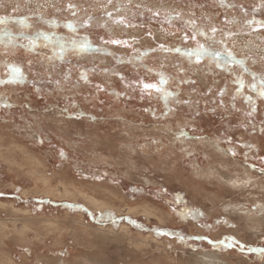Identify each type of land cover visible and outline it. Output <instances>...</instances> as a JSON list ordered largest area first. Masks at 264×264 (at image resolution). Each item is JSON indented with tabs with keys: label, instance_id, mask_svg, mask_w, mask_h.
I'll return each instance as SVG.
<instances>
[{
	"label": "rangeland",
	"instance_id": "374dc122",
	"mask_svg": "<svg viewBox=\"0 0 264 264\" xmlns=\"http://www.w3.org/2000/svg\"><path fill=\"white\" fill-rule=\"evenodd\" d=\"M122 2L131 5L130 12H114L113 20L125 16L132 24L142 26L126 28L123 24L107 20L103 13L106 9L112 11V6L106 2L97 6L92 4V0H0V15L31 16V23L45 30H48V25L38 23L36 14L42 13L48 19L59 21H80L88 15H93L95 20L88 29V34L97 43L100 42L98 38L101 35L105 38L110 36L121 39L136 37V47L143 48H155L159 44L173 48L180 46L183 42L182 33L187 30L185 25L194 20L209 34L212 27L222 29L225 35L221 37L218 31L215 34L216 39L223 38L238 56L248 57L247 66L251 70L264 71V29L254 30L255 26H244V22L252 18L254 8L258 9L256 18L264 19V8L261 7L264 0H227L228 4L242 5L247 12L240 7L220 6L217 0ZM69 3H86L94 10L81 12L73 17L67 7ZM191 4H202L204 7H191ZM17 5L21 6V10L14 12L13 9ZM57 8H60V11H57ZM145 8L152 11L144 12ZM153 12H158L159 16L153 17ZM132 13H135V16ZM169 14L177 16L171 24L166 20ZM233 16L237 17L240 23L224 22L225 17ZM102 25L106 27H101ZM9 27L18 30L19 25L10 23ZM57 31L64 35L69 34L63 26ZM149 31L152 36L147 35ZM83 34L85 33L82 32L81 35ZM198 39L201 43L205 42L203 37ZM188 46H193V43L190 41ZM109 47L116 55L128 51L117 46ZM28 58L26 53L20 51L11 59L24 64L27 72L25 62ZM77 62L89 70L95 67L96 71L89 74V82L81 80L82 69H73L71 76L65 79L68 68L65 64L52 69L53 80L59 79L62 83L45 84L42 91H37L38 86L31 82L0 86V139L2 135V139L10 137L4 142L0 140L3 153L0 154V193L3 194L0 195V202L15 203L20 208L31 210L33 216L42 220V223L38 222L39 225L37 220L30 222L35 230L30 231V240L35 242L36 246L30 245L20 234L19 219L23 213L10 212L6 206L0 205L1 250L5 253L6 248L11 254L14 251L13 256L17 261H21L22 255H28L29 264H42L40 257L56 254L57 259L65 258L73 247L78 246V258L86 259L95 251L97 254L93 257L103 264H122L123 258L134 256L132 251L135 249L142 251L136 246L137 240L134 244L126 238V233L120 232L121 226L126 224L135 232L153 234L159 240L166 241L151 242L144 247L143 252L147 256L156 257L154 263L158 261L159 264H196V255L211 252L228 260L229 264H241V260L246 261L245 264H264L258 254L241 251L238 246L214 247L207 239H192L205 235L213 240L235 236L241 243L264 247V225L259 228H245L247 224H254L252 221L246 223L247 211L260 215L262 218L255 214L251 217L264 224V173L259 171L264 167V160H261V157H264V101L258 103V114L249 118L245 115L249 105L243 97H237L233 106L231 97L236 91V84L232 75L224 70L208 68L205 64L189 65L184 62L187 76L194 80L195 84H183L180 88V99L199 101V106H173L172 112L161 117L163 101H149L147 97L142 100L139 92L128 88L119 76L102 72L101 69L118 68L128 81L138 74L147 75L151 81L154 73L142 69L138 72L127 62L117 65L114 58L106 54L83 56L78 61H73ZM147 63L175 73L176 66L181 63V57L176 53L157 50L155 53H149ZM235 70L239 71L238 66ZM6 71L0 67V72ZM245 79L247 83L252 82L250 74L246 75ZM225 84L228 91V95L224 97L226 107L217 108L212 101L219 99L217 93ZM97 85L104 90L98 91ZM209 89L212 90L210 93ZM245 92L248 93V90L245 89ZM5 102L11 107L4 106ZM149 107H155L157 113L154 115L145 111ZM213 108H216L215 114L210 111ZM250 119L254 121V132L251 127L246 126ZM182 129L187 133L184 137L178 135ZM96 136L100 143L96 144L92 140V137ZM229 137L232 138L231 143H227ZM11 138L19 139V143L26 148L24 155L20 151L11 155L6 151ZM245 141L251 142L255 147L251 150L241 148L240 144ZM228 149H234L237 155H231ZM61 150L64 152L63 156L60 154ZM245 153L249 159H245ZM33 156L38 158L40 163L33 160ZM252 165L256 167L253 168ZM37 169L53 179L68 171L71 180L89 189L102 191L108 186L116 197L117 209L116 206L107 207L105 210L94 209L82 198L62 199L42 192H33L26 197L24 191L34 189L38 178V175H35ZM128 171L132 172V175ZM220 172L244 178L246 185L233 187L220 177ZM59 189L63 191L62 188ZM122 196L130 205L148 203L164 207L165 221L160 222L157 217L148 219L144 214L127 212L125 206L120 205ZM230 200L235 203L232 204ZM225 202L233 207L226 208ZM188 210L197 211L199 215L185 216L184 213ZM102 212L105 213L103 218L99 215ZM108 212L114 213L115 216L109 217ZM66 213L77 220L79 213L84 214L85 219L82 222L74 219L72 222H76V229L93 231L94 236L89 238L91 244L90 241H75L71 236L65 238L60 245L54 244L58 237L57 229L67 225H63L65 222L54 224L45 220L56 215L61 216L59 219L65 218ZM93 213L95 215H92ZM224 220L228 223L223 224ZM14 222L19 229L15 233L10 232ZM205 224L214 226L209 230L204 227ZM99 225L110 227L118 234L107 233L108 238L105 239L106 237L101 235L103 232L96 229ZM161 229L164 232H175L176 235L161 234L158 231ZM181 236L184 237L183 240L180 239ZM9 243L10 247L5 246ZM63 246L65 248H62ZM59 264L67 263L60 261Z\"/></svg>",
	"mask_w": 264,
	"mask_h": 264
},
{
	"label": "snow or ice",
	"instance_id": "6c2138e0",
	"mask_svg": "<svg viewBox=\"0 0 264 264\" xmlns=\"http://www.w3.org/2000/svg\"><path fill=\"white\" fill-rule=\"evenodd\" d=\"M112 6V11L105 10L103 15L107 20H113V13H129L131 5H125L122 0H92V4L100 5L105 3ZM220 6L226 7H240L243 11L247 12L242 5L228 4L227 0H217ZM191 7H204V5L191 4ZM55 7V6H54ZM68 10L71 12L73 17L77 16L81 12H89L94 10L89 4H76L69 3L67 5ZM139 7V5H137ZM264 8V3L261 4ZM21 6L17 5L13 11H20ZM60 11V8L56 9ZM144 12H151V9L145 8ZM253 16L244 22L245 27H254V30L264 29V19H257L255 13L258 9H253ZM135 16V13H132ZM143 15V13H142ZM153 17H158V12L152 13ZM176 15L169 14L166 20L169 24L176 19ZM202 19H209L208 17H201ZM33 17H13L10 15H0V67L6 69V72H0V86L5 85H20L25 82H31L37 85V91H42L45 84L59 85L62 83L61 80H53L52 69L62 65H68L65 72V79L71 76L73 69H82L80 72V78L84 82H89L90 72L94 73L96 71L95 67L91 70L84 68L78 62L73 63L74 60H79L83 56L95 57L99 54H106L114 58L117 65L127 62L134 69L144 70L145 72L154 73L153 80L149 81L147 75L138 74L135 78L128 81L127 78L119 71L118 68L114 69H104L101 71L108 73L111 72L113 75L119 76L121 81L126 83L128 88L133 91H138L140 98L143 100L145 97L149 101L156 99L163 101V108L160 110V116H166L168 113L174 110L175 106L178 108L184 104H195L199 106V101L194 100H182L180 99V88L185 83L195 84L194 80H191L187 76V70L184 68V62L189 65H200L205 64L208 68H216L217 70H224L233 77V81L236 84V91L232 95L231 99L233 106L237 97H243V99L248 103L249 109L245 115L249 118L254 117L258 114V103L264 101V71L256 72L251 70L248 64V57H240L235 51L228 46L223 38L216 39L215 34L219 31L220 36L223 37L225 34L222 29H217L212 27L209 34L208 31L200 28L195 21H189L186 25L185 30L182 33V44L175 48L167 47L164 44H159L155 48H143L136 47L138 43L136 37H131L128 39L105 38L101 35L99 43L93 40L92 36L88 34V29L91 28L95 16L88 15L86 18L77 21L75 19L59 21L56 19H48L42 13L36 14L35 19L38 23L48 25V30L42 27H38L31 23ZM224 22L227 23H240L239 19L235 16L231 18L225 17ZM10 23H17L19 25L18 30H13L9 27ZM113 23L123 24L126 28H134L142 25L132 24L125 16H120L119 19L113 20ZM61 26L68 30V35L61 34L57 31ZM101 27H106L102 25ZM179 31V29L177 30ZM85 33L81 35V33ZM147 35L152 36L151 31ZM175 35V33H173ZM198 37H203L205 39L204 43L198 39ZM193 43V46L189 47V42ZM109 46H117L118 48L127 49L128 51L121 55H116L114 51L110 49ZM157 50L161 52L176 53L181 57V63L175 68V73L165 71L162 68H156L154 65H149L147 63V56L149 53H155ZM20 51H23L28 55L26 60V65L28 71H25L24 64H20L12 60L14 55H18ZM207 60V63H205ZM238 66L239 71H236ZM251 75L252 82H246V75ZM175 85V88H173ZM97 90H104L100 85H97ZM248 90V93L245 92ZM195 91V89H193ZM209 93L212 91L208 90ZM228 95L227 85L220 88L217 96L218 100L214 99L213 104L218 107H226L224 103V97ZM6 107H11L10 104L5 102ZM239 111V109H236ZM145 111H150L154 115L157 113L155 107L146 108ZM212 114H215L216 108L210 110ZM247 127H251L254 132V121L251 119L247 122ZM179 136L184 137L187 135L185 130H181L178 133ZM232 138L229 137L227 143H231ZM241 148L253 149L255 145L251 142H243L240 144ZM231 155L236 156L237 153L234 149H228ZM64 155L63 150L60 153ZM245 159H249L245 153ZM264 160V157H261ZM255 168V165H252ZM259 171L264 173V167L260 168ZM0 195H3L0 193ZM43 203V201H40ZM74 207L73 205H69ZM92 215H95L94 213ZM101 218L105 216V213L99 214ZM109 217H114L115 214L108 212ZM185 216L195 217L199 215L197 211L188 210L184 213ZM223 224H227L228 221H222ZM213 224H205L204 227L211 230ZM161 234H166L170 236H175V232H164V230H158ZM181 240L184 239L183 236L180 237ZM192 239H207L210 244L214 247L221 246L224 248L228 247H239L241 251H247L248 253L258 254L261 261H264V247H252L247 244L241 243L235 236H225L221 240L210 239L207 235L195 236Z\"/></svg>",
	"mask_w": 264,
	"mask_h": 264
},
{
	"label": "bare ground",
	"instance_id": "6f19581e",
	"mask_svg": "<svg viewBox=\"0 0 264 264\" xmlns=\"http://www.w3.org/2000/svg\"><path fill=\"white\" fill-rule=\"evenodd\" d=\"M2 137H3V135H2ZM2 137H1L0 140H2L3 142L5 140L7 141L8 139H10V137L8 139H2ZM92 140L96 144L97 143H100V141L97 138V136L96 137H92ZM9 143H8V145H10V146L6 148V151L9 152L10 155L13 154V153H15V152L19 153V151L22 152L23 155H24L26 148L22 144L19 143V139H16V138L15 139H12ZM28 153H29V151H28V147H27V154ZM0 154H3L1 152V147H0ZM32 159L35 160V161H38L39 160L38 158L36 159L35 156H33ZM38 163H40V162L38 161ZM32 164H35V163H32ZM43 165L46 166L45 163ZM46 170H47V168H46ZM216 171H218V170H216ZM36 174L38 175V178L35 181L34 189H26L24 191V193L26 194V197H27V195H29L30 193H33V192H37V193L42 192V193H44L46 195L54 196L56 198L60 197L62 199H65V198L68 199L69 198V199H72V200H77L78 198H82L89 205H91L94 209L105 210L107 207H112V206H116V209H117L116 197L112 194V190L110 188H108V186L106 187V190L107 191L105 189L102 190V191H99V189L98 190L97 189H93V188L89 189L88 187H85V186L82 187L75 180L73 181V180H71L68 177V171L62 173V175H59L56 179H53V178L47 176L44 173V171H41L40 169H37L35 171V175ZM129 174L132 175V172H129ZM220 177H223L225 179V181L228 182V184L233 185V187H243V184H245V182H246L244 180V178L242 179V178H240L238 176H229V175H226V174L221 173V172H220ZM34 180H35V178H34ZM196 186H197V184H196ZM196 186H195V188L197 189V187H199V186H197V187ZM59 188H62L63 191H60ZM108 189H109V192H108ZM24 193H23V195L25 196ZM208 198H210L211 200H213L212 197H210V196H208ZM125 200H126V198L124 196H122L121 201H120V205L121 206H125L126 210H128L127 212L130 211V212H133L136 215L137 214L139 215V213L140 214H144L145 216L148 217V219H151L152 217H155V218L157 217V219L160 222L161 221L162 222L165 221V218H166L165 217V214H166L165 211H166V209H164V207L159 206V205H154V204H148V203H139V204H136V205H130V204L126 203ZM230 202L232 204L235 203L233 200H230ZM224 204H225V207L226 208L233 207L229 203H226L225 202ZM0 205L6 206L7 207L6 209L9 210L10 212L12 211V212L23 213L22 217L19 219L21 221L20 222L21 223V230H20L21 232H20V234L22 235V237L24 239H26V242H28L30 245H33L34 244L36 246L35 242H33L32 240H30V236H31V232L30 231L31 230L35 231L34 229H32V227L30 225V222H32V221L36 222L35 220H37L36 223H38V222H41L42 223V220L39 218L40 219V221H39V219L37 217L33 216V214L31 213V210L29 211L28 209H25L23 207L20 208L15 203H4V202H0ZM118 208L119 209H122L121 207H118ZM237 208L242 210V208H239V207H237ZM253 214L257 215L258 218H262L256 212L253 213V212L247 211L246 212V215H247V222L246 223H249L248 221H252V222H254V224H247V225H245V228H249L250 229V227H253V228L263 227L264 224L260 220L251 217ZM65 216H66L65 218L62 217V218L59 219V217H61V216L56 215V216L52 217L51 219L45 220L46 222H53V223L54 222H65V224H63V225L64 226L67 225L66 227H64L62 229L61 228H58L57 229V230H59V232H58V237H56V239H55L56 241L54 242V244L55 245H57V244L60 245L61 243H63L65 241V238L67 239L68 236L73 237L75 241L82 240V241H84L86 243H89V241H90L89 244H91V240L89 238H92L94 236V235H92L93 231L90 230V229H86V230L76 229V222H74V223L72 222L73 219L76 220V221H78V222L79 221L82 222L85 219L84 214L83 213H79V220H77L76 218H73L72 215H70L69 213H66ZM54 224H53V226H54ZM38 225H39V223H38ZM3 226H5V224H3ZM35 229H37V228H35ZM96 229H98V231H101V232L104 233V234L101 233V235L103 236V238L106 237L105 239L108 238L107 237V235H108L107 233H111V234H115V235L118 234V233H115V230H113L110 227H102V226H100L99 228H96ZM17 231H19L18 225H16V223L14 222L12 229L10 228V232L15 233ZM49 231H51V230H49ZM249 231H251V230H249ZM38 232H39V229H38ZM120 232L126 233V238L130 239L132 243H134L135 240H137L138 241L137 244L136 243H134V244H136V246L138 248H141L142 249V251H138L136 249H135V251H132L134 256L133 257H130L129 259L123 258L124 259L123 260L124 262L122 264H159L158 261H156L154 263V260L156 259V257L155 258L154 257L150 258V256H147L146 253L143 252V250H145L144 247L146 245H150L151 242H154V243H159V242L162 243L163 242V243H165L166 241L159 240L158 238L154 237L153 234H147V235H145V233L143 234L141 232H135L134 230H132V228L129 225H126V224L123 225V226H121V231ZM233 232H236V231H233ZM236 233L238 234V232H236ZM55 234H57V233H55ZM135 235H137V236H135ZM27 237H29V238H27ZM53 238H54V236H53ZM131 242H130V244H131ZM73 245L75 246V244H73ZM76 245H78V244H76ZM5 246L10 247V243H9V245H5ZM1 247H2V245H0V264H29V259L27 257L28 255H22L21 261H17L15 259V256H13V252L14 251H12V254H11V252L7 251V249L5 248V253H4L1 250ZM77 247H73V249L70 250V253H69V256L68 257H65V258L60 257L61 259H59V257H58V259H57L56 258L57 257L56 254L53 255V256H49L47 254L48 256H46L45 258H39V260H41L42 264H59L60 261L66 262L67 264H103V262H101L100 260H97L96 258L93 257L94 254H97V252H95V251H92V254H93L92 256L87 257V258L84 257L86 259H81V258L76 257V254H77L76 251L79 250L78 249L79 247L78 248ZM82 247H83V245L81 246V248ZM150 247H152V246H150ZM55 248H58V247H55ZM62 248H65V246H63ZM55 250H57V249H55ZM101 252H102V250H101ZM51 253H54V252H51ZM124 255H123V257H124ZM125 256H127V255H125ZM56 262H58V263H56ZM245 262H243L241 260L240 263L241 264H245ZM195 263L196 264H229L228 263V260H226L224 258H221L217 254L211 253V252H201L199 255H196L195 256ZM113 264H115V263H113ZM167 264H171V263H167ZM173 264H175V263H173Z\"/></svg>",
	"mask_w": 264,
	"mask_h": 264
},
{
	"label": "crops",
	"instance_id": "0c3cea01",
	"mask_svg": "<svg viewBox=\"0 0 264 264\" xmlns=\"http://www.w3.org/2000/svg\"><path fill=\"white\" fill-rule=\"evenodd\" d=\"M46 257V256H45ZM40 258H44V257H40ZM25 262V261H24Z\"/></svg>",
	"mask_w": 264,
	"mask_h": 264
}]
</instances>
